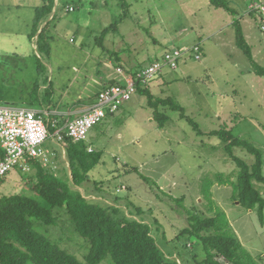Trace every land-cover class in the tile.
Returning <instances> with one entry per match:
<instances>
[{"label":"rangeland","instance_id":"1","mask_svg":"<svg viewBox=\"0 0 264 264\" xmlns=\"http://www.w3.org/2000/svg\"><path fill=\"white\" fill-rule=\"evenodd\" d=\"M227 1L230 7L241 13L243 0ZM67 3L74 10L62 12L61 7ZM125 3L126 11L123 12L118 0H59L60 18L56 21V29L51 30V35H55L56 39L54 45L51 43V56L69 62L70 67L83 73L89 66L93 67L96 58L100 61L99 65L106 61L104 56L109 51H120L123 58L128 60L136 56L129 64L133 69L132 65L139 60L149 63L155 59V55L160 59L165 52L174 49L187 54L195 44L201 46L199 61L186 56L183 62L178 63L176 70L164 69L157 81L158 86L150 90L155 97L173 99L184 110V116L198 125L202 136L196 134L185 118H180V113L172 111L166 112L170 120L163 129H159L152 119V110L147 107L145 97V105L132 112L131 116L121 115L104 135L105 119L93 127L87 136V141L102 156L100 164L89 173L90 183L87 186L93 194L91 199L100 198L96 194L100 192L94 190L93 183L108 192L114 189L123 191L125 184L131 185L130 201L143 211L145 222L155 224L154 228H161V236L164 233L168 241L187 226L185 216L180 213L183 209L196 206L203 210L205 201L200 194L202 183L218 174L232 177L237 172L235 164L224 153L220 139L208 136L212 131H232L239 139L261 150L264 160V78L251 71L247 57L234 46L233 29L225 32L224 16L217 17L222 12L226 18L231 15L223 10L213 20V8L208 0H125ZM18 14L28 23L25 30L30 29L32 22L29 14L22 11ZM11 28L18 33L20 42L26 39L20 33L23 30H17V22ZM8 30L9 26H0L4 34H8L5 32ZM104 30L106 33L102 35ZM219 32L225 34L223 40L217 35ZM255 33L262 34L263 43L253 38L249 44L256 62L264 68V33L260 29ZM3 37L0 36V41ZM70 39L74 41L70 42ZM219 39L227 44L219 45ZM9 44L6 42L4 45L9 48ZM128 44L134 50L126 46ZM80 45L84 46L79 49ZM126 48L131 51L129 55L123 54ZM136 48L142 54L144 52L143 57L137 58ZM145 51L146 55L149 53L147 59H144ZM106 68L110 73L115 69L111 64L110 67L103 65L99 72H105ZM115 72L118 75L123 73L119 68ZM13 95L4 89L7 103L18 105L15 102L17 99L11 98ZM131 100L137 105V96ZM234 155L248 164L253 162V158L239 148L234 149ZM125 165L137 168L157 188L142 181L137 174H124ZM28 176L29 172L10 171L5 177L6 183L0 187V196L29 194L32 183ZM105 194L111 196L106 191ZM156 195L161 199H154ZM231 195L232 189L224 187L219 195L216 194V202L226 214L241 244L264 264V230L258 233L259 228L254 224V218L250 217V212L235 202ZM168 196L174 200L182 198L183 208L169 202ZM120 206L126 214L132 211L122 203ZM130 215L136 217L135 214ZM63 223L64 220H58L60 227ZM161 236H158V244L163 246L164 238ZM70 237L72 239L66 250L75 254L80 250L82 239L74 233ZM174 244L178 243H168L169 246ZM191 246L187 244V250H191ZM219 261L223 262L221 259ZM104 263L108 264L109 261L101 264Z\"/></svg>","mask_w":264,"mask_h":264},{"label":"trees","instance_id":"2","mask_svg":"<svg viewBox=\"0 0 264 264\" xmlns=\"http://www.w3.org/2000/svg\"><path fill=\"white\" fill-rule=\"evenodd\" d=\"M118 1L122 11H126L125 0ZM209 2L215 9H224L230 14L233 12L225 0H209ZM66 6L65 12H70L68 7L73 9L68 3L64 7ZM53 7L54 0H43V5L35 10L27 35L30 42L35 40L39 53L46 57H50L51 53L50 22L42 28L39 27L41 22L48 21ZM255 16L262 25L263 19L258 15ZM233 27L237 48L247 57L251 71L256 76L264 78V68L254 60L252 47L247 44L237 20L234 21ZM105 33L104 30L102 35ZM195 46L199 47L202 55L201 46L199 44ZM192 51L193 48H190L189 52ZM105 57L111 59L113 65H120L119 52L109 51ZM120 67L126 72V75L124 73L121 75L123 81H112L103 85V89L122 85L124 77L135 78V74L141 71L133 73L124 66L120 65ZM152 81L146 84L136 82L135 94L146 98L147 107L152 110V119L156 126L163 129L170 120L166 112H177L180 113V118H185L192 124L198 136H202L203 132L198 125L184 116V110L173 99L155 97L151 94L149 86ZM98 94L90 101L95 102ZM115 113L107 114L106 118ZM59 121L58 124L62 125L63 122ZM49 124L48 131L52 134L54 129ZM208 136L220 139L224 153L235 164L237 172L232 177L218 174L212 179H206L202 183L200 193L205 201L203 210L196 206L183 209L180 213L185 216L187 226L168 241L165 240L164 233L161 236V228L158 226L154 228L155 224L145 222L143 211L130 201L131 185L125 184L126 188L123 191L114 189L108 192L104 187L100 188L99 184L93 183L94 190L100 192L96 193L100 198L91 199L93 194L87 186V183H90L89 173L100 164L102 156L99 152H88L85 141L75 142L65 137L62 142L66 145L70 176L67 174L63 177L55 176L36 163L35 159H31L27 161L35 169L33 176L28 178L32 183L31 192L0 196V264H101L107 260L108 264H262L241 244L226 214L215 206L210 189L215 184L231 188V198L250 212V217L254 218V224L259 228L258 233H262L264 230L263 153L227 129L214 130ZM235 148L251 156L253 162L248 164L234 155ZM2 154L1 151V157ZM15 170L22 171L19 168ZM123 172L126 175L137 174L142 181L156 187L151 180L142 176L137 168H129L125 165ZM3 179L5 177L0 178V182ZM80 189L84 193H81ZM157 190L161 191L159 188ZM105 191L111 196H107ZM154 199L161 198L156 195ZM167 199L182 207V198L174 200L168 196ZM121 203L126 209L131 208L132 211L130 210L129 213L135 214L136 217L126 214L125 209L120 206ZM59 219L64 220L61 227L58 225ZM71 233L82 239L79 244L80 250L75 254L66 250L72 239ZM159 235L164 238L163 246L158 244ZM168 243L178 244L169 246ZM187 244L192 245L191 250H187ZM220 259L223 262L219 261Z\"/></svg>","mask_w":264,"mask_h":264},{"label":"crops","instance_id":"3","mask_svg":"<svg viewBox=\"0 0 264 264\" xmlns=\"http://www.w3.org/2000/svg\"><path fill=\"white\" fill-rule=\"evenodd\" d=\"M253 1L256 0H243L242 3L240 4L243 8L241 13H239L238 10L230 7L229 2L226 0L230 10H233L231 14L229 13L231 17L227 16L226 18L223 12L222 14H218L220 13V11H223L224 9H215L211 7L210 2L208 0L209 6L213 8V20L217 14H218L217 17H221L223 15L224 16L223 24L226 29L225 32H231L230 30L233 29V33H234L233 43L236 49H238L236 46V33H235V28L233 27V23L235 20L239 22L244 34V38L248 45H250L249 41L253 38L256 40V42L263 43V40L261 38L262 34L258 35L255 33V31H259L261 27L259 21H257L258 17L255 16L256 15L255 13H249V12L247 13V9ZM42 5H43V0H0V23H2L0 26L10 27V30L5 31L8 34H4L2 31H0V36L4 35L3 39L0 41V43H2V45H0V105L34 110L36 112H40L44 114L45 120L48 122H51L54 118L58 117L55 120L58 121L61 120V122L64 123L67 120H71L77 116H80L88 108H90V106L94 103L93 101L91 102L90 99L94 95L99 93L103 89L105 84L110 83L112 81L115 82L123 81L122 76L116 74L115 69L118 68L121 69L125 75L126 72L120 67V65H113V61L111 59H108L107 57H105L107 59H105L106 61L102 62L101 65H99L100 61L98 60V58H96L93 67L92 65L89 66L82 73L81 71L70 67L71 64L69 65L68 64L69 62L67 63V61L53 58L51 56L53 46H51L50 57H46L40 54L35 40L32 42L28 40L27 35L30 29L25 30L28 23L22 20V16H20L18 12L22 11V13L25 12L29 14L30 21L32 22L35 15V10L40 8ZM61 8L63 12L66 10L67 6L66 7L62 6ZM58 9H59V0H54L53 11L48 21L41 22L39 28L44 27L46 23L50 22L49 23L50 32L52 29H56V25H55L57 23L56 21L57 19L60 18L58 17ZM16 22L18 26L17 30L21 28L23 31H21L20 33H22L23 37L26 38L23 42H20L18 40L17 38L18 33L13 31L14 28H11L12 24ZM217 35L221 36L223 40L225 34L219 32L217 33ZM51 38H52L51 43L54 45V42L56 40L55 35H51ZM220 39L218 40L219 45L227 44L223 41H220ZM69 41L73 42L74 39L73 41L72 39H70ZM6 42H10L9 48L5 47L4 45ZM84 45H80L79 49H81ZM126 46H129L131 47V49H133L131 44H128ZM54 47L58 48V46H54ZM118 52H119V57L122 56L120 51ZM123 52H124L123 54H127V55L131 53V51L128 48H126ZM135 52L138 55L137 58L139 56L143 57L144 52L142 54V51L140 49L136 48ZM144 56L146 57L144 59H147L149 57V53L146 55V51H145ZM134 58H136V56L129 57V60L126 57L123 58V56L120 58L122 66L128 68L127 70H131V72L133 73L145 69L148 65L158 60L157 55H155L153 57L155 59L149 63L139 60L135 63V65H132L134 67L133 69H131L129 64L132 59L134 61ZM123 59L125 60L123 61ZM195 61H199V60H195ZM123 62L124 63L127 62V63L124 65ZM110 64L113 68H115L114 72L111 71L110 73V71L107 68L105 72L102 73L99 72L103 65L105 67H110ZM161 77L162 76L157 77L152 81V83H150L149 90L151 88L153 89L158 86L157 81ZM4 89L5 91H8L10 94L14 93V95L11 98L17 99L15 102L19 103L18 105L7 103L8 100L7 97L4 96ZM134 96L138 97L137 105L136 102H132V100H130L128 103L122 105L121 108L114 115L108 116L105 119L103 124H105L106 126L104 125L105 130L102 131L103 135L106 133L108 127L112 125V122H114L117 119H120L121 115L131 116L132 112L133 113L137 112L143 105H145L143 99L144 97H141L138 94H135ZM123 110L125 111L124 113H122ZM149 119H151V113ZM93 137H95V135ZM85 144L88 147V152L89 151L96 152L94 146L90 144L87 141V139L85 140ZM44 149H45V158L43 159L39 158L33 160L36 163L40 164L44 169L52 172L55 176L63 177L66 174L70 176L69 163L67 160V153H66V145L63 142L57 143L54 140H48L45 143ZM1 151L3 153L2 154L3 156L4 152L0 141V158H1L0 160L3 159V157H1ZM17 171L18 173H22V171L19 170ZM28 172H29L28 178L32 177L33 174L35 173V169L30 162L28 163V171L26 173ZM7 182H9V179ZM4 183H6L5 179H3L2 182H0V187H2ZM224 187L226 186H220L215 184L211 188L213 189L212 190L213 192L211 191V193H215L214 195L212 194V200L215 206L221 209L222 211L223 209L216 202V194L219 195L223 191ZM81 192L83 193L82 190Z\"/></svg>","mask_w":264,"mask_h":264},{"label":"built area","instance_id":"4","mask_svg":"<svg viewBox=\"0 0 264 264\" xmlns=\"http://www.w3.org/2000/svg\"><path fill=\"white\" fill-rule=\"evenodd\" d=\"M71 12L72 8H68ZM249 13H255L263 19L260 27L264 33V0L253 1L249 6ZM198 46L193 47L187 54L174 50L164 53L163 57L133 77H124L122 85H113L101 90L96 101L83 114L67 120L62 125L58 120L48 122L44 114L26 108H14L0 105V141L4 152L0 160V178L19 168L28 171V160L45 158L44 145L48 140L60 143L64 138L75 142L85 141L91 129L100 124L107 114L115 113L120 106L131 100L136 93V82L146 84L152 81L164 69L175 70L180 60L186 56L201 59ZM48 123L54 129L48 131Z\"/></svg>","mask_w":264,"mask_h":264}]
</instances>
